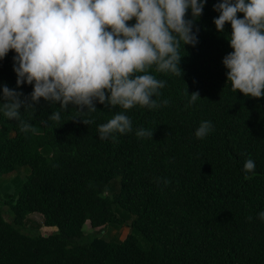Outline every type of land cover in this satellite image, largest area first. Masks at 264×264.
Returning a JSON list of instances; mask_svg holds the SVG:
<instances>
[{
    "label": "trees",
    "instance_id": "1",
    "mask_svg": "<svg viewBox=\"0 0 264 264\" xmlns=\"http://www.w3.org/2000/svg\"><path fill=\"white\" fill-rule=\"evenodd\" d=\"M221 2L206 0L197 18L187 10L197 42H180V75L147 69L166 82L152 97L155 108L125 110L94 99L96 111H87L33 102L34 82L17 86L15 51L0 58V108L4 86L25 102L19 119L0 111V175L26 169L15 196L4 201L9 222L0 208V264H264V96L235 92L227 80L223 59L234 49L230 22L223 32L214 24ZM194 92L200 98L190 103ZM54 112L59 121L49 119ZM117 113L130 118L132 130L100 139L98 127ZM203 121L212 130L197 138ZM140 129L153 135L137 136ZM249 159L252 172L244 169ZM114 178L119 185L109 193ZM33 212L55 231L23 233ZM85 222L94 235L76 242ZM106 225L128 232L107 241Z\"/></svg>",
    "mask_w": 264,
    "mask_h": 264
},
{
    "label": "clouds",
    "instance_id": "2",
    "mask_svg": "<svg viewBox=\"0 0 264 264\" xmlns=\"http://www.w3.org/2000/svg\"><path fill=\"white\" fill-rule=\"evenodd\" d=\"M205 2L0 0V58L15 51L17 86L34 82L33 102L44 98L59 102L64 109L69 104L87 106V111H96L94 99L125 110L134 105L155 108L158 105L152 97L166 82L148 74L147 69L156 65L158 72L182 73L180 42H197L192 21H186L185 15L191 8L193 18L199 17ZM214 10L220 12L214 19L216 29L223 32L226 22L232 28L230 46L234 51L223 59L232 90L245 96H264V0H222ZM237 13H243V18H237ZM133 18L136 23L129 26L127 22ZM21 95L3 87L0 111L5 117L19 119L25 103ZM198 98V92L192 93L190 103ZM49 119L59 121L60 113H52ZM30 128L21 122V131ZM131 130L132 122L123 113L98 127L100 139ZM211 130V122L203 121L195 135L204 138ZM136 135L153 133L140 129ZM254 168L253 160L245 162L246 172ZM259 216L264 219V212Z\"/></svg>",
    "mask_w": 264,
    "mask_h": 264
},
{
    "label": "rangeland",
    "instance_id": "3",
    "mask_svg": "<svg viewBox=\"0 0 264 264\" xmlns=\"http://www.w3.org/2000/svg\"><path fill=\"white\" fill-rule=\"evenodd\" d=\"M26 169L23 166H17L13 171L0 175V208L1 214L5 221L11 220V214L4 203L5 199L9 197H14L17 188L21 185L25 178ZM109 193L114 192L118 188V178H114L110 181ZM126 221H128L126 219ZM23 233L31 234L35 231H39L42 234H47L55 231L53 226H42L40 214L33 212L26 215L25 225L20 229ZM127 226L121 225H106L105 231L102 232V236L105 237L107 241H113L117 239H122L127 234ZM96 234V233H95ZM94 235L92 229L89 227L88 223L83 224V236L76 239V242H86ZM99 236V235H96ZM139 242L144 245L145 242L141 240V237L137 235Z\"/></svg>",
    "mask_w": 264,
    "mask_h": 264
}]
</instances>
